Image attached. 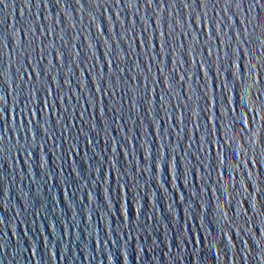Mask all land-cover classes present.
<instances>
[{
	"label": "water",
	"instance_id": "95a60500",
	"mask_svg": "<svg viewBox=\"0 0 264 264\" xmlns=\"http://www.w3.org/2000/svg\"><path fill=\"white\" fill-rule=\"evenodd\" d=\"M0 264H264V0H0Z\"/></svg>",
	"mask_w": 264,
	"mask_h": 264
}]
</instances>
